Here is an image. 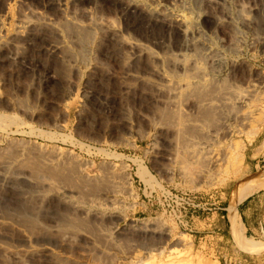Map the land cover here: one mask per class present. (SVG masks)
Here are the masks:
<instances>
[{"label": "rangeland", "instance_id": "374dc122", "mask_svg": "<svg viewBox=\"0 0 264 264\" xmlns=\"http://www.w3.org/2000/svg\"><path fill=\"white\" fill-rule=\"evenodd\" d=\"M109 23L117 37L100 44ZM198 79L227 105L197 107ZM175 88L193 92L195 107L178 108L186 141L171 126ZM0 116V147L53 135L91 175L38 189L25 161L0 172V264H264V232L237 210L259 198L264 230V0H0ZM65 187L72 201L55 198Z\"/></svg>", "mask_w": 264, "mask_h": 264}, {"label": "bare ground", "instance_id": "6f19581e", "mask_svg": "<svg viewBox=\"0 0 264 264\" xmlns=\"http://www.w3.org/2000/svg\"><path fill=\"white\" fill-rule=\"evenodd\" d=\"M208 2H213V0H208ZM133 5V4H132ZM135 5V4H134ZM156 12L158 13V14H164V12L161 10V8H158L157 10H156ZM174 15H176V14H174ZM177 16H180V15H177ZM169 18V17H168ZM172 18V17H171ZM170 19V18H169ZM176 19V20H175ZM174 20L177 22V24L178 25H185V27L187 26V25H189V20L188 19H182V18H175ZM171 21V20H170ZM176 22H175V24H176ZM76 24V23H75ZM77 24H80V23H77ZM73 25V24H72ZM81 25H82V23H81ZM80 25V26H81ZM98 25H100L99 23H98ZM77 26H79V25H77ZM94 26H97V25H94ZM102 26V25H101ZM82 27V26H81ZM99 27V26H98ZM105 27L106 28H108V31L106 32V33H104V35L102 36V35H100L98 38H97V42H99L100 44L102 43H105V42H107V41H109V40H111V39H113L114 37H117V34H116V32H117V28L112 24V23H109V24H106L105 25ZM89 29V28H88ZM99 29V28H98ZM87 30V29H86ZM91 30V29H90ZM96 31V30H95ZM98 31V30H97ZM100 32V31H99ZM55 33V32H54ZM59 33V32H58ZM83 33H85L84 31H83ZM91 35H85L84 37L86 38V40H91L92 38L90 37ZM95 39V38H94ZM93 39V40H94ZM92 40V41H93ZM99 44V45H100ZM128 45H130L129 46V48L131 49V51H132V53H133V58L132 59H136V58H138L139 56L138 55H140L141 56V54L143 55V53H145L144 51H136L137 49H136V44H134L133 42L132 43H128ZM83 47V46H82ZM143 49V48H142ZM147 51H148V49H147ZM150 52V51H149ZM147 53V52H146ZM81 55V54H80ZM84 55V54H83ZM130 61V60H129ZM136 61V60H135ZM134 61V62H135ZM139 61V60H138ZM133 62V61H132ZM135 63H137V62H135ZM139 66V65H138ZM135 67V66H134ZM138 68V67H137ZM124 69V68H123ZM202 78V77H201ZM203 79V78H202ZM200 79H198L197 81L198 82H195L196 84H195V87H193L192 88V90L191 91H193V89H194V93L193 94H195L196 93V95L198 94V96L199 97H197L198 99V101H197V107H199V108H204V107H206L207 109H209L208 107H215V105H218V102H219V104L220 105H218V107L220 106V107H222V106H224L225 104H226V99H228L227 98V94H223V95H221L222 96V98H221V96H220V98H218L217 97V95H218V93L216 94V95H214L213 94V92L215 93V91H214V88H211L212 90H213V92L208 88V86L206 85V84H204V83H201V82H203L204 81V79L203 80H201V82L199 81ZM96 82V81H95ZM206 82V81H205ZM208 83V82H207ZM194 84V83H193ZM210 84V83H209ZM208 84V85H209ZM97 85V84H96ZM210 86V85H209ZM100 87V86H99ZM185 87H187L188 88V85L187 86H185ZM208 88V90H205L206 88ZM222 87H224L223 85H222ZM91 88V87H90ZM216 88H217V86H216ZM185 89V88H184ZM183 89V90H184ZM218 89V88H217ZM222 89V88H221ZM224 90H225V88H223ZM206 91L205 92V94L207 95V96H204L205 94L202 92V91ZM210 90V91H209ZM207 91H209L213 96H214V98H211V97H208L209 95H208V93L209 92H207ZM218 91H221V90H219L218 89ZM101 92V91H100ZM217 92V91H216ZM189 94V92H186V94H183V92H182V89H181V92H180V89H177V88H175V90L174 91H172V93L170 94V97L172 98L171 99V101L172 102H170V104L171 103H173V104H175V108H177V110H178V108H181L182 109V111H183V107L184 108H188V109H190L191 107L193 108V107H195L194 105H189V103H186V101L184 100V95H188ZM191 93V94H192ZM201 95H200V94ZM220 93V92H219ZM64 94V93H63ZM183 94V95H182ZM191 94H189V95H191ZM192 94V95H193ZM180 95V96H179ZM220 95V94H219ZM182 96V98H180ZM212 96V97H213ZM190 97V96H189ZM192 97V96H191ZM168 103V102H167ZM173 104H171V106L173 105ZM99 105V104H98ZM227 105V104H226ZM170 106V107H171ZM190 107V108H189ZM217 107V106H216ZM219 107V108H220ZM160 108H161V106H160ZM164 108V107H163ZM172 108V107H171ZM170 108V109H171ZM174 108V109H175ZM219 108H217V109H219ZM165 109H166V107H165ZM164 109V110H165ZM181 109L180 110H178V111H175V113H170V116H171V119L170 118H168V119H170L171 121H172V124H171V126L173 125V123H174V125H173V127H174V129H175V135L177 134V137H180V139L182 140V138H184L185 139V141H186V139L188 138V137H186V135H187V130H188V128H187V126H188V121L190 120V118H189V116L187 115L188 113H183V112H181ZM173 110V109H172ZM172 110H170V111H172ZM198 110V109H197ZM215 110H216V108H215ZM221 110V109H220ZM223 110V109H222ZM158 111V110H157ZM160 111H162L163 112V110H160ZM173 111V112H174ZM185 112V111H184ZM211 112H213V111H211ZM216 112V111H215ZM214 112V113H215ZM196 113H197V111H196ZM200 113V112H199ZM206 113V112H205ZM204 112L202 113L201 112V114H205ZM217 113H218V111H217ZM207 114V113H206ZM205 114V116H208V120L206 119V117H204V115H203V117H202V119L201 120H203V118L204 119H206L207 121H209V117L211 116H209V114H210V112H208V115H206ZM169 115V114H168ZM191 115V114H190ZM195 115V114H194ZM199 115V114H198ZM217 115V114H216ZM219 115H220V113H219ZM196 116H197V114H196ZM4 117V116H3ZM2 116H0V143H2L3 141H2V137H4L5 135H2V133H3V131H4V129H2L3 127H4V125L7 127V125L4 123V120H2V118H3ZM194 117V116H193ZM199 117V116H198ZM194 118H196V117H194ZM5 119V118H4ZM156 119V118H155ZM168 119H166L168 122H169V120ZM199 119V118H198ZM210 120H211V118H210ZM213 120V119H212ZM211 120V121H212ZM7 121V120H6ZM5 121V122H6ZM10 121V120H9ZM14 121V120H13ZM160 121V120H159ZM146 122V121H145ZM164 122V121H163ZM191 122V121H190ZM196 122V121H195ZM151 123V122H150ZM158 124V123H157ZM156 124V125H157ZM167 124V123H166ZM170 124V123H169ZM153 125V124H152ZM160 125H162V123L160 124ZM164 125V124H163ZM150 126V125H149ZM170 126V125H169ZM190 126V125H189ZM163 127V126H162ZM162 127H158V125H157V127H156V129H159V128H162ZM142 128V127H141ZM169 129V128H168ZM199 129V128H198ZM170 130V129H169ZM6 131V130H5ZM173 131V130H172ZM195 131H196V127H195ZM18 132V133H17ZM23 133L21 134V132H20V134L22 135V137H17V138H11V139H8L6 142L7 143H5L6 145L4 146L3 145V147L1 146L0 147V172H9L8 170H10V169H12L13 170V168L14 167H16V169H17V165H16V163H19L20 162V164H21V162H23V161H25V162H27L26 163V168H27V164L29 163L30 165H32L30 168L31 169H33V170H31L30 169V172L31 171H33L32 172V176H28V181H29V183H30V186H31V184L32 185H34V186H36V188H38V189H45L46 187H50L51 186V184L53 183V181H55V182H59V180L60 179H68V180H65V181H69V179H71V181H73L74 179H89L90 178V174L88 173V171H87V169H85V168H82V166H84V165H82L83 164V161H82V159H80V157L78 156V153L76 152L75 154H77V155H75L74 153H73V151H71L70 149H67L66 147H64L63 145H61L60 144V140H57V138H55V137H53V135L52 136H50V135H40V136H33V135H27V134H24V131H22ZM15 134H19V131H16V132H14ZM191 133V132H190ZM193 133H194V130H193ZM171 134V133H170ZM143 135V134H142ZM145 135V134H144ZM166 135V134H165ZM172 135V134H171ZM175 135H173L172 136V138L174 137L175 138ZM190 135V134H189ZM193 135V134H192ZM203 135V134H202ZM186 137V138H185ZM196 137H198V136H196ZM200 137V136H199ZM170 138H171V136H170ZM167 139H169V138H167ZM192 139V138H191ZM190 139V140H191ZM176 140V139H175ZM178 141V140H177ZM63 142H64V140H63ZM194 142V141H193ZM198 142V141H197ZM67 143V142H66ZM151 143V142H150ZM186 143V142H185ZM184 143V144H185ZM65 144V143H64ZM138 144V143H137ZM176 144V143H175ZM134 145V144H133ZM179 145V144H178ZM191 143L190 144H188V143H186V145H183V150H184V152H192V153H189V156H190V158L192 159L194 156H196L194 153H197V155H199V154H203V152L204 151H202V149L200 150L198 147L199 146H197V147H195L194 145H192V146H194V147H191ZM198 145V144H197ZM137 146V145H136ZM153 146V145H152ZM181 146V145H180ZM155 147V146H154ZM178 147V149H179V146H177ZM189 148H194V150L193 151H190V149ZM176 150H177V148H175ZM159 150V149H158ZM182 150V149H181ZM163 151V150H162ZM175 151V150H174ZM179 151V150H178ZM177 151V152H178ZM75 152V151H74ZM154 152V151H153ZM164 152V151H163ZM183 152V151H182ZM183 152V153H184ZM108 153V152H107ZM179 153V152H178ZM177 153V154H178ZM112 154V153H111ZM111 154H109V155H111ZM160 154V153H159ZM182 154V153H181ZM185 154V153H184ZM176 155V154H175ZM179 155H180V153H179ZM185 155H187V154H185ZM114 156H116V157H118V158H123V156H124V154H119V153H117V154H114ZM182 156V155H181ZM200 156V155H199ZM111 157V156H110ZM115 157V158H116ZM177 157H178V155H177ZM180 157V156H179ZM187 157V156H186ZM126 158H129V157H126ZM167 158V157H166ZM213 158V157H212ZM188 159V158H187ZM121 160V159H120ZM181 160H183V159H181ZM189 160L190 159H188V162H189ZM79 161H82L81 163L79 162ZM132 161H134L135 162V164H136V162H138L137 164H139V170H138V175L139 176H142L143 177V179H146V180H148L147 179V177H148V175H149V177L150 176H152V174H151V172L149 171L150 169H148V166L147 165H145L144 163H143V161H142V159H141V161H140V159H133ZM179 161V160H178ZM191 161V160H190ZM91 162V161H90ZM108 162H110V161H108ZM185 162V161H184ZM192 162V161H191ZM187 163V162H186ZM213 163H214V158H213ZM85 164V163H84ZM90 163H88V164H85V165H89ZM92 164V163H91ZM90 164V165H91ZM93 164H95V162H93ZM111 164V163H110ZM116 164V163H115ZM122 164V163H121ZM24 165V164H23ZM29 165V166H30ZM82 165V166H81ZM20 166V165H19ZM107 166V165H106ZM126 166H128V164L126 165ZM33 167V168H32ZM103 167H104V165H103ZM119 167H121V166H119ZM16 169H14L13 170V172L16 170ZM22 169V168H21ZM20 169V170H21ZM110 169V168H109ZM113 169H115V168H113ZM120 169V168H119ZM126 169V168H125ZM124 169V170H125ZM190 169V168H189ZM117 170V169H116ZM120 170H122V169H120ZM16 171H18V170H16ZM104 171V170H103ZM24 172V171H23ZM106 172V171H105ZM105 172H104V174H105ZM118 172H119V170H118ZM110 173V172H109ZM114 173L116 174L117 172L116 171H114ZM24 174H26V173H24ZM103 174V175H104ZM128 174H130V173H127V175ZM113 177H115V176H113ZM25 178H27V177H25ZM102 179H104V178H102ZM145 180V181H146ZM63 181V180H62ZM65 181H63V182H65ZM76 181V180H75ZM83 181V180H82ZM75 183V182H74ZM74 183H71V184H74ZM60 184V183H59ZM63 184V183H62ZM56 185V184H55ZM76 185V184H75ZM74 185V186H75ZM29 186V185H28ZM70 186V185H69ZM33 187V186H32ZM53 187V186H52ZM61 187H62V185H61ZM78 187V186H77ZM34 188V187H33ZM35 188V189H36ZM76 188V187H75ZM47 189V188H46ZM52 189H54V187L52 188ZM60 189V188H59ZM58 189V196H56L55 198H62V197H64V198H66V201H67V199H69V197H71L70 198V200L72 201V197H73V195H75L74 193L76 192V191H74V190H68V189H66V187L65 188H61V190H59ZM80 189V188H79ZM51 190V189H50ZM54 190H57L56 188L54 189ZM26 191V190H25ZM30 191V190H29ZM32 191V190H31ZM35 191V190H34ZM33 191V192H34ZM52 191V190H51ZM27 192V191H26ZM43 192H44V190H43ZM98 192V191H97ZM38 193V192H37ZM43 194V193H42ZM33 195V194H32ZM31 195V196H32ZM35 195V194H34ZM38 197H39V194H36ZM40 195H41V193H40ZM44 195V194H43ZM51 195V194H50ZM77 195V194H76ZM82 195V194H81ZM36 196V199L38 198ZM46 196H49V194L48 195H46ZM89 196V195H88ZM34 198H35V196H33ZM85 197H87V196H85ZM41 198H43V197H41ZM51 198V197H50ZM52 198H54V195L52 196ZM54 198V199H55ZM74 198V197H73ZM35 199V200H36ZM44 199V198H43ZM48 199V198H47ZM83 199V198H82ZM27 200V199H26ZM30 200V199H29ZM34 200V199H33ZM35 200H34V202H35ZM49 200V199H48ZM69 200V201H70ZM47 201V200H46ZM57 201H58V199H57ZM65 201V202H66ZM33 205H31V207H32ZM36 208V207H35ZM34 208V209H35ZM74 213V212H73ZM10 214V213H9ZM23 214V213H22ZM75 214V213H74ZM24 215V214H23ZM37 215V214H36ZM33 216V215H32ZM20 219V218H19ZM67 219V218H66ZM32 222L31 224H33V222H34V225H35V222L36 221H33V217H27V222ZM80 222V221H79ZM85 222V221H84ZM83 222V223H84ZM39 223V222H38ZM67 223H68V221H67ZM70 223V222H69ZM86 223H88V222H86ZM75 224V223H74ZM40 225V224H39ZM66 225V224H65ZM64 225V226H65ZM83 225V224H82ZM67 226V225H66ZM70 226V225H69ZM72 227V226H71ZM83 227V226H82ZM87 227H89V226H87ZM36 228V227H35ZM94 228V227H93ZM68 231V230H67Z\"/></svg>", "mask_w": 264, "mask_h": 264}, {"label": "crops", "instance_id": "0c3cea01", "mask_svg": "<svg viewBox=\"0 0 264 264\" xmlns=\"http://www.w3.org/2000/svg\"><path fill=\"white\" fill-rule=\"evenodd\" d=\"M251 159H255L254 156H247L246 161L251 160ZM258 200L260 199L259 198L244 199V201L242 200L243 202L237 205V210L239 211L242 222L244 223L247 229L261 230L264 232L262 228H259L261 227V225L258 226V228H253V226L257 227V224H262L261 219L257 215L256 205H257ZM244 253L250 254V252H244ZM204 254L206 256L212 257L211 250L210 251L207 250V252H205ZM246 261L247 260H245V262ZM219 264H227V259H225V261L222 259H219Z\"/></svg>", "mask_w": 264, "mask_h": 264}]
</instances>
